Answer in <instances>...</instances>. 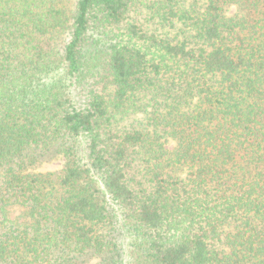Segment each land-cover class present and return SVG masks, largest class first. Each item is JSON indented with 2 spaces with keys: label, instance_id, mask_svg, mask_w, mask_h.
Masks as SVG:
<instances>
[{
  "label": "trees",
  "instance_id": "obj_1",
  "mask_svg": "<svg viewBox=\"0 0 264 264\" xmlns=\"http://www.w3.org/2000/svg\"><path fill=\"white\" fill-rule=\"evenodd\" d=\"M0 264H264V0H0Z\"/></svg>",
  "mask_w": 264,
  "mask_h": 264
},
{
  "label": "rangeland",
  "instance_id": "obj_2",
  "mask_svg": "<svg viewBox=\"0 0 264 264\" xmlns=\"http://www.w3.org/2000/svg\"><path fill=\"white\" fill-rule=\"evenodd\" d=\"M233 11V9L231 10ZM170 35H172V31L169 32ZM133 122L132 118H129L124 121L123 124L130 125V123ZM173 146V143H170L168 145V148H171ZM64 162V159L54 153L49 152L46 154H41L35 156V160L33 162L27 161L24 166V171L29 173H45V172H55L59 170ZM120 229V228H119ZM119 239L121 241V252H123V256L126 255L127 251V243L129 241L128 233L126 230H119Z\"/></svg>",
  "mask_w": 264,
  "mask_h": 264
}]
</instances>
